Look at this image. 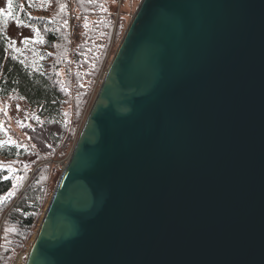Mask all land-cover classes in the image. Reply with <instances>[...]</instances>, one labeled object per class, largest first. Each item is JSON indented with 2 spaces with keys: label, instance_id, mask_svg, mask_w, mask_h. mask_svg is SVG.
<instances>
[{
  "label": "water",
  "instance_id": "95a60500",
  "mask_svg": "<svg viewBox=\"0 0 264 264\" xmlns=\"http://www.w3.org/2000/svg\"><path fill=\"white\" fill-rule=\"evenodd\" d=\"M24 264H264V0H140Z\"/></svg>",
  "mask_w": 264,
  "mask_h": 264
},
{
  "label": "trees",
  "instance_id": "16d2710c",
  "mask_svg": "<svg viewBox=\"0 0 264 264\" xmlns=\"http://www.w3.org/2000/svg\"><path fill=\"white\" fill-rule=\"evenodd\" d=\"M114 1L74 0L81 29L78 39L70 42L65 0H11V8L4 0L7 11H0V97L19 98L34 115L32 125L24 130L32 146L2 140L0 128V162L15 161L21 169L17 175H30L14 195L16 175L0 163V264H12L16 251L30 242L49 197L47 160L55 153L64 156L76 139L79 131H71L64 111L70 98L66 89L73 73L70 61L79 71L88 67L86 90L73 101L77 121L101 71L113 31L114 7L110 10V4ZM13 25L26 33L19 41L10 32ZM79 78L80 73L75 80Z\"/></svg>",
  "mask_w": 264,
  "mask_h": 264
},
{
  "label": "rangeland",
  "instance_id": "374dc122",
  "mask_svg": "<svg viewBox=\"0 0 264 264\" xmlns=\"http://www.w3.org/2000/svg\"><path fill=\"white\" fill-rule=\"evenodd\" d=\"M139 2L140 0H116L114 1V4L111 2L110 10H112V8L114 7L113 13L111 14V18L119 17V19L117 22H115L112 19L114 23L113 31H112L111 37L109 39V42H108V45L105 51V56H104V61L101 67V71L97 77V81L94 84L93 90L89 96V99L84 108V111L82 112V115L77 121H76V115H74L73 113V101L76 99V96L82 92L83 89L86 90L87 81L86 79H84V75L86 74L88 67L84 66L79 71L77 70L76 67L73 66L72 62L70 61L71 63L70 69H71V72H73L74 74L72 73L70 82L69 83L67 82L68 87L66 89L68 90L70 98H69L68 104L65 106L64 111L66 114L65 119L68 121L71 131L74 130L75 134L81 129V126L85 120L86 114L98 90L103 74ZM65 6H66L68 39L70 42H74V40L78 39L79 32L81 29L80 28L81 24L78 25L76 23V21L77 22L80 21V15H79L77 8L75 7L74 0H65ZM0 9H2V11H5V12L7 11V6L5 5L4 0H0ZM102 15H104V13ZM75 24L79 26L78 32H77L78 34H76V36H73L71 32ZM118 28L120 29V31ZM70 29H71V32H70ZM10 32L12 33V35L15 37L17 41H19L20 38L26 34L23 29H19L16 25L12 26ZM88 48L89 47H87L86 50L89 51L90 49ZM76 73L77 75H75ZM79 73L81 74V78L75 80V76L77 77ZM62 75H64V72H62ZM63 78H65V75L63 76ZM33 115H34L33 110H31V108L19 98L15 96H10L7 98L0 97V128L3 134L2 140L8 143H16V144H20L23 146H32V143L24 130H26V128L32 125ZM73 145L74 143L72 142L68 152L64 156L57 157L55 153L52 157H50V159L47 160L51 162V163L50 162L48 163L49 164L48 175L50 176H49V179L46 181V184L48 185L47 192L49 193V197L54 190V187L57 183V180L61 174V171L65 163L68 160V157H69V154L71 152ZM0 163L6 165L9 172L12 173L13 175H16L15 176V188L13 189V194L14 195L19 194L21 189L26 184L30 175L27 176L26 172L23 175H17L20 172L18 171L20 168L17 166V162L15 161L6 162L2 160ZM41 216L38 219V222L36 223V226L34 228L31 238L29 239L30 242L26 244L25 248L16 251L12 264H24L28 249L30 247L32 239L34 238V234L40 222Z\"/></svg>",
  "mask_w": 264,
  "mask_h": 264
},
{
  "label": "built area",
  "instance_id": "2783aa9c",
  "mask_svg": "<svg viewBox=\"0 0 264 264\" xmlns=\"http://www.w3.org/2000/svg\"><path fill=\"white\" fill-rule=\"evenodd\" d=\"M116 16V14H115ZM117 17H115V20H116ZM76 23L79 25V22L76 21ZM75 24L74 28H72V32H71V29H70V32L73 34V36H76L77 32H78V25Z\"/></svg>",
  "mask_w": 264,
  "mask_h": 264
},
{
  "label": "snow or ice",
  "instance_id": "6c2138e0",
  "mask_svg": "<svg viewBox=\"0 0 264 264\" xmlns=\"http://www.w3.org/2000/svg\"><path fill=\"white\" fill-rule=\"evenodd\" d=\"M8 7H9V8H11V7H12L11 0H8ZM0 11H2V9H0Z\"/></svg>",
  "mask_w": 264,
  "mask_h": 264
},
{
  "label": "bare ground",
  "instance_id": "6f19581e",
  "mask_svg": "<svg viewBox=\"0 0 264 264\" xmlns=\"http://www.w3.org/2000/svg\"><path fill=\"white\" fill-rule=\"evenodd\" d=\"M66 164V163H65Z\"/></svg>",
  "mask_w": 264,
  "mask_h": 264
}]
</instances>
